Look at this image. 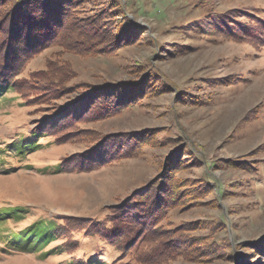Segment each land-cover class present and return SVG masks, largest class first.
<instances>
[{
	"label": "rangeland",
	"instance_id": "rangeland-1",
	"mask_svg": "<svg viewBox=\"0 0 264 264\" xmlns=\"http://www.w3.org/2000/svg\"><path fill=\"white\" fill-rule=\"evenodd\" d=\"M28 1L8 21L20 89L0 92V264H140L80 226L131 228L129 198L167 168L178 203L157 227L180 255L146 264H264V0ZM40 220L66 232L10 241Z\"/></svg>",
	"mask_w": 264,
	"mask_h": 264
},
{
	"label": "trees",
	"instance_id": "trees-1",
	"mask_svg": "<svg viewBox=\"0 0 264 264\" xmlns=\"http://www.w3.org/2000/svg\"><path fill=\"white\" fill-rule=\"evenodd\" d=\"M27 2L29 1L0 0V92L5 88L7 89L19 88L17 82H15L13 78V76L16 75L15 74L16 70L12 69L11 63L13 64L12 62L13 59L14 61L20 59L21 63L23 64L24 61L30 56V52L27 50L29 49L28 47L29 44L24 43L25 40L22 38V35L17 36L20 37L19 39L11 40L13 34V27L11 28L8 27L9 24L8 21H12L13 23L16 22L13 19V13L21 12L19 9L21 8L22 5L28 4ZM44 11L45 10L42 9L39 12V15L42 17V19L43 17H46ZM36 14L37 12L33 13V15ZM253 16L254 15H252L251 17L253 18ZM221 17L225 18L224 16L220 15V18ZM91 21L89 23H85V26L93 25L94 22ZM40 22L49 24L51 27H49L47 30H50V32L51 30L56 31L57 30L56 26L59 27L61 25L56 20L54 21V23L53 22L49 23L48 21H43V20ZM258 23H259L258 26L259 28L257 27V30L253 29L252 34L264 41V20L258 19ZM261 25L263 27L262 29H261ZM68 31H71L70 34L77 36L79 30L75 31L70 29ZM3 34H5L4 37ZM43 78L44 75L42 74L36 77L35 80L41 82V80L43 81ZM21 87L25 88L26 91L25 94L30 92L32 94L33 92L32 89L34 88L33 84H29V87L32 88H28V86H21ZM38 88L39 86L36 88V91ZM43 91H44L43 89L39 88L38 92L36 93L37 95L40 94V97L36 96L33 97V99H35V101L39 100L44 93ZM61 169H65V168L59 165L57 167V170L59 171ZM171 174H173L171 169L167 168L162 175L156 178L157 180H155V182L150 184L153 190L150 191V188L149 189L147 188L144 191L135 192V194H132V196L129 198L130 199L129 203L134 204L131 205L132 208L130 209V211L132 214H136L137 216L135 219H130L133 220L134 222L133 225H131L132 226L131 228H127L123 224L117 226L115 220L111 218L112 217L111 214H109L107 217V219H109V222L112 224V227L110 229L101 228L98 222L92 220L87 225L80 227L89 231L88 235H99L100 237L108 241L110 244H113L116 247H118L123 253L134 255V258L140 264L157 263L167 260L174 255L175 256L180 255V252L178 251L177 247H175V243L178 240V238L171 236L172 234L176 233L178 229L168 230L167 232H161V228L159 229V227H157L159 220L161 218H164L166 212L170 209V207L173 204L178 203L175 201V197L179 193L176 192V189L177 187H179V184L175 179H173V175L169 177V175ZM5 210H7L4 211L5 213L9 212V214L11 213L16 217H20L19 214L21 212L20 207H11V208H6ZM3 217L4 216L0 217V222L3 221L1 220ZM65 232H66V228L63 224L52 222V220H45V221L40 220L38 222L31 224L19 234H11L10 241L16 242L17 244H21L18 245L17 247L20 246L21 248L24 249L33 250L35 248H40L42 245L50 241L55 240L59 235ZM159 232L160 235L163 233L166 234V239L164 241L166 245H164L163 247L159 244V242H157L156 245L155 244L152 245L151 241L153 239L147 238V235L155 234L151 237L156 239L155 237L160 236L157 235V233ZM110 234H112L111 237H109ZM183 248H185L184 253H186V251H188L189 253L192 251L191 248L187 246L186 242L183 244ZM75 264H102V262L100 260H95V259L88 261L78 259L75 262Z\"/></svg>",
	"mask_w": 264,
	"mask_h": 264
}]
</instances>
